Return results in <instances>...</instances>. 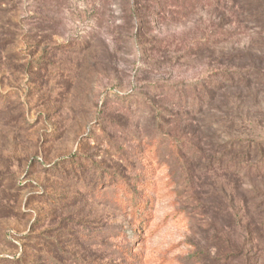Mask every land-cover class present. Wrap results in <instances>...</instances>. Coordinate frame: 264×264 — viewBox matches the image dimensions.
I'll list each match as a JSON object with an SVG mask.
<instances>
[{
	"label": "rangeland",
	"instance_id": "obj_1",
	"mask_svg": "<svg viewBox=\"0 0 264 264\" xmlns=\"http://www.w3.org/2000/svg\"><path fill=\"white\" fill-rule=\"evenodd\" d=\"M258 13L0 0V264H264Z\"/></svg>",
	"mask_w": 264,
	"mask_h": 264
},
{
	"label": "trees",
	"instance_id": "obj_2",
	"mask_svg": "<svg viewBox=\"0 0 264 264\" xmlns=\"http://www.w3.org/2000/svg\"><path fill=\"white\" fill-rule=\"evenodd\" d=\"M246 2H249L250 0H245ZM251 5V4H248ZM253 10V8H252ZM253 14V12H250ZM256 21H259L260 24H258L261 28L259 31L261 39L264 40V13H258L254 14ZM264 42V41H263ZM260 77L264 78V76H258L257 79H260ZM228 79H230V76H228ZM146 181L142 176L132 180L128 181L124 178H120L119 182L117 183V186L120 190H123V195L120 196L121 201L126 202L128 207L131 208L130 211L133 213L134 217L136 218L138 223L146 224L148 223V220L150 219V213L153 208L152 202H151V196L145 194L143 191L140 190L144 188V184ZM149 210V211H148ZM148 216V218H146Z\"/></svg>",
	"mask_w": 264,
	"mask_h": 264
}]
</instances>
